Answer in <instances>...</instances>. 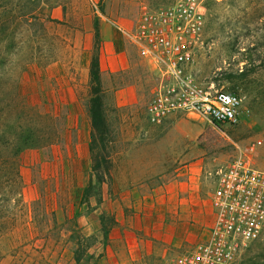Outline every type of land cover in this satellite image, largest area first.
<instances>
[{
	"label": "rangeland",
	"instance_id": "1",
	"mask_svg": "<svg viewBox=\"0 0 264 264\" xmlns=\"http://www.w3.org/2000/svg\"><path fill=\"white\" fill-rule=\"evenodd\" d=\"M173 1L143 3L152 10ZM199 1L205 7L202 44L189 70L203 85L240 96L239 121L215 124L171 114L151 124L146 106L157 72L126 33L108 47L101 36L110 141L107 176L97 184L89 168L87 64L93 39L86 30L94 18L99 22V12L118 17L129 0H0V264H160L194 242L172 246L168 236L180 225L171 217L174 210L192 208L191 229L205 214L200 228L210 222L209 170L236 157L264 166V0ZM135 21L124 30L133 32ZM107 56L115 62L112 70ZM16 136L30 144L15 154ZM13 155L18 176L7 160ZM89 178L91 195L82 202ZM100 219L110 231L132 232L141 253L131 260L118 237L103 239ZM77 240L90 246L75 263ZM238 264H264V228Z\"/></svg>",
	"mask_w": 264,
	"mask_h": 264
},
{
	"label": "built area",
	"instance_id": "2",
	"mask_svg": "<svg viewBox=\"0 0 264 264\" xmlns=\"http://www.w3.org/2000/svg\"><path fill=\"white\" fill-rule=\"evenodd\" d=\"M205 21L199 0H174L164 7H143L133 32L125 33L137 53L159 76L146 106L148 122L157 125L171 114L201 116L209 122L235 124L241 98L198 81L189 64L198 47ZM211 220L206 233L180 254L160 264H238L244 249L264 228V166L254 167L236 157L207 172Z\"/></svg>",
	"mask_w": 264,
	"mask_h": 264
},
{
	"label": "trees",
	"instance_id": "3",
	"mask_svg": "<svg viewBox=\"0 0 264 264\" xmlns=\"http://www.w3.org/2000/svg\"><path fill=\"white\" fill-rule=\"evenodd\" d=\"M44 20L59 23L58 20L52 19L49 17H45ZM92 45L90 50V55L88 59L87 64V81H88V98H87V116H88V122H89V141H88V153H89V161H90V172L93 174L94 180L97 184H100L104 181L105 175L107 176L108 166H109V158L108 154L106 152V146L109 143V128L106 120L105 115V109H104V103H103V91L101 88V82H100V69H99V32H98V23L97 19L94 18L92 20ZM243 73L239 74H228V76L236 77L241 76ZM215 123V122H213ZM217 124V123H215ZM17 137V136H16ZM19 140L18 145L15 148V154L20 151V149L24 145H28V141H26L25 137H17ZM12 146V145H11ZM9 163H11L15 168V176H18L16 171V161L14 159V155L11 159H7ZM104 166L103 169H100V166ZM92 177V176H91ZM91 188V178L88 179V182L86 183L85 187L82 190L81 193V201L86 202L88 199V196L91 195L90 192ZM101 232L103 239H106V235L111 228L110 226L104 227L103 222L101 221ZM113 223V221H112ZM82 236V235H81ZM79 236L78 238H81ZM90 244H80V242L76 241V249L72 253V259L75 263H77L81 259V254L83 250H87L89 248Z\"/></svg>",
	"mask_w": 264,
	"mask_h": 264
},
{
	"label": "crops",
	"instance_id": "4",
	"mask_svg": "<svg viewBox=\"0 0 264 264\" xmlns=\"http://www.w3.org/2000/svg\"><path fill=\"white\" fill-rule=\"evenodd\" d=\"M130 2L131 1L129 0L128 6L125 7V9H123L122 13H119L118 17L115 13H114L115 15L112 14L113 16L110 15V13L109 15H107L106 12L103 14L99 12L97 14L100 16L99 22H97L99 38L101 36L103 37L102 39H103L104 47H108V45L109 46L112 45L114 43L113 40H115L116 35H118L119 37L121 36L120 33L125 34L126 31L124 30L123 26L127 23L128 20H136L141 12V9L145 7L143 0H138L137 2H134V4L133 3L131 4ZM132 5H135V7H133ZM52 11L57 12V7L53 8ZM121 14L124 17H122ZM86 31L88 32L93 31L92 26L88 27ZM117 31L119 33H116ZM113 63H115L114 60L110 56H107L106 65L108 66L109 70H112L113 68L112 65H114ZM191 211L192 208L190 206H182L181 212H177L176 210L172 212L173 214H171V217L173 219L177 218L178 220H180L179 221L180 225L177 227L176 231L171 236H168L169 239L172 241V246L175 247L183 246V244H185L186 242L188 243L191 240L195 242V240L197 241L198 239H200L205 235L206 228L201 229L200 227L204 219H206L205 216H207V214H205V216L200 217L199 219H196V223L198 225L197 229L196 228L191 229V227H189V225L187 224L189 219H191L192 216L193 217L195 216V214L193 215ZM208 214L211 220L210 209ZM204 225L205 227L207 226V224ZM116 237H118L123 242L124 250H125L124 256H127L131 260H133L137 255L141 253L142 251V247L140 245L141 241L137 239L132 232L126 231L124 229H121L120 231L109 230L106 235V239H108L109 241L116 239ZM154 237L156 239H159L160 236L154 235ZM193 243L190 242L189 246H191V244Z\"/></svg>",
	"mask_w": 264,
	"mask_h": 264
}]
</instances>
